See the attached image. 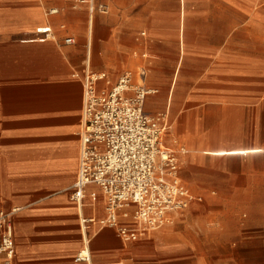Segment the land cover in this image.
<instances>
[{
  "label": "crops",
  "instance_id": "0c3cea01",
  "mask_svg": "<svg viewBox=\"0 0 264 264\" xmlns=\"http://www.w3.org/2000/svg\"><path fill=\"white\" fill-rule=\"evenodd\" d=\"M9 1L0 0V4ZM15 1L18 4L10 10L16 19L12 31L29 33V27L43 21L41 4L32 8L39 7L42 18L31 19L18 10L22 1L33 0L10 3ZM79 1L50 0L48 4L55 5L58 13L64 11L61 5L68 6L67 16L74 22L88 21L93 15L86 44L83 30L77 45L75 36L73 44H66L74 45L72 50L51 40L23 39L11 45L17 60L8 62L10 71L0 74V139L4 134L10 138L0 144L2 180L29 183L23 196L11 191L12 202L24 201L25 207L8 206L0 195L6 209H17L12 264H178L184 226L179 222H201L214 213L212 205L198 206L203 196L190 188L181 167V181L202 201L164 229L131 242L121 241L110 227L84 229L83 219L103 218L105 211L101 191L94 186L87 188L82 203L71 199L83 108L82 84L72 70L81 71L84 52L90 55L89 70L103 72L112 81L126 69L144 68L145 84L153 90L145 99L144 111L166 115L170 124L166 144L174 147L172 133L185 149L180 160L192 152L187 159L193 167L195 147L180 140L170 116L201 118L203 172L224 186L210 184L209 193L251 197L236 204V212H263L264 0ZM230 148L247 152L214 154ZM75 159L73 173L70 165ZM15 169L21 171L20 177L10 176ZM70 179L65 190H56ZM90 191L95 192V200ZM83 249L87 258L82 260Z\"/></svg>",
  "mask_w": 264,
  "mask_h": 264
},
{
  "label": "built area",
  "instance_id": "2783aa9c",
  "mask_svg": "<svg viewBox=\"0 0 264 264\" xmlns=\"http://www.w3.org/2000/svg\"><path fill=\"white\" fill-rule=\"evenodd\" d=\"M97 8L106 11L105 6ZM57 13V8L47 12ZM51 32L39 33L38 39H48ZM64 43L73 44L74 38L67 36ZM86 62L78 167L71 199L80 204L89 186L98 188L105 216L83 219L84 229L91 225L110 227L121 241H135L164 229L202 198L193 195L179 177L180 154L185 149L176 140L174 147L166 144L170 131L166 115L144 111L145 99L153 92L145 84L146 70L126 69L112 81L103 72H91L89 60ZM89 196L96 198L94 191ZM16 211L6 209L0 199V264H12L14 259ZM121 218L127 222L121 223ZM79 258L87 256L80 253Z\"/></svg>",
  "mask_w": 264,
  "mask_h": 264
},
{
  "label": "rangeland",
  "instance_id": "374dc122",
  "mask_svg": "<svg viewBox=\"0 0 264 264\" xmlns=\"http://www.w3.org/2000/svg\"><path fill=\"white\" fill-rule=\"evenodd\" d=\"M10 1L8 4H0V74L1 72L10 71L9 67H11V63L9 64L8 62L17 60L13 58L15 54L11 53V45L19 44L23 39L40 37L39 34H29L23 32L22 29H20L18 33L12 31V26L15 25L16 19H14V15L10 11L12 9V7L9 6L11 4ZM39 1L41 3L40 7L43 21L46 23L49 22L52 28L49 38L46 39L47 41H54L57 46L67 47L69 48L68 50H72L70 48H74V45H66L64 43V38L67 36L77 37L80 34L79 31L81 32L83 30L86 44L87 20L72 21L67 16L71 9L68 6L62 5L60 8L64 7V11L48 15V10L55 8L53 7L55 5L48 4L50 0ZM1 6L3 10H1ZM85 12L89 13L87 9H85ZM76 40L77 45L80 42V38L77 37ZM87 54V52H84L81 71L72 70V75L78 78L81 84L86 70V61L90 59V55L88 56ZM17 67L19 66H15V71H17ZM0 81L3 80L0 79ZM170 120L180 140L185 142L190 148H192L191 146L196 148H192L196 151L195 162H197L194 163L193 167L190 168L191 165L188 162L189 159H187L188 155L192 156V152H189L186 159L180 160L182 176L194 192L203 196V203L198 206L205 207L207 205H212V209L214 210V213L210 214V217L204 221L190 224L179 222L183 223L184 226L183 230H181L182 237L178 246V264H264V211L255 212L252 210H245L244 212H236L239 208L236 204H241V201H247V199H251V197L234 198L227 195L218 197L217 193L214 195L209 193L208 189L211 187L210 184L221 189H223L224 186L218 180H210L208 173L203 172L202 161L199 160V157L203 159L204 156V154L200 152V150L203 149L202 119L187 117L173 118L170 116ZM170 134L172 137L171 139L176 140L174 135L172 133ZM29 138L31 140L33 139L32 137ZM1 141H10V138H6L4 134L3 139H0V144L2 143ZM0 178H2L1 170ZM72 179L66 184L59 185L56 190H63L68 187ZM1 181L2 180H0V195L4 199L6 205H26L24 201L21 203L12 202L11 191L12 193L13 190L14 192L18 191L20 196H23L25 185L29 184L28 181ZM86 209L87 208H85V210ZM21 215L22 212L19 216ZM121 220L123 219L121 218Z\"/></svg>",
  "mask_w": 264,
  "mask_h": 264
},
{
  "label": "bare ground",
  "instance_id": "6f19581e",
  "mask_svg": "<svg viewBox=\"0 0 264 264\" xmlns=\"http://www.w3.org/2000/svg\"><path fill=\"white\" fill-rule=\"evenodd\" d=\"M16 4H18V2L15 1L12 4H10L9 6H13V5L15 6ZM39 4H41L39 0L22 1V3L20 4L21 5V7H20L21 10H18L17 8H14V10H16V11L18 10L24 16H29L31 19H34V18L41 17V15H40L41 12L38 11V9H37L39 7L35 8V9L32 8V7H35V5L39 6ZM1 10H3L2 6H1ZM87 23H88V25H87V30H88L87 33L90 35L91 34V30H92V26H93V15H91V16L89 15ZM48 30H52V28L49 25V22L46 23L45 21H41L40 23H37L35 26L29 27L27 29V32L33 33V34H39V33L47 32ZM32 41H40V39L32 38V39L23 40V42H32ZM245 152H247V151H244V150H241V149H238V148H230V149L217 150V151L214 152V154L215 155L224 156V155H233V154L234 155L243 154ZM70 166L72 167L71 170L74 173L75 169H76V159L74 160L73 164L70 165ZM0 170H1V173H2L1 167H0ZM16 172L19 173V174H17ZM64 172H66V170ZM11 173L14 174V175H10L11 177L17 178V177H20L21 171H19V169H15V170L11 171ZM71 175H72V173H71ZM0 180H2V178H0ZM86 253H87V250L83 249L82 254H86Z\"/></svg>",
  "mask_w": 264,
  "mask_h": 264
}]
</instances>
